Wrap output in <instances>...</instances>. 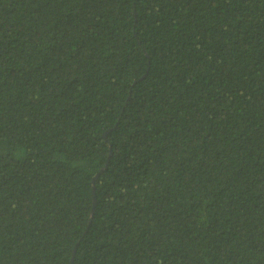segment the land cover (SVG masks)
<instances>
[{"label": "trees", "instance_id": "16d2710c", "mask_svg": "<svg viewBox=\"0 0 264 264\" xmlns=\"http://www.w3.org/2000/svg\"><path fill=\"white\" fill-rule=\"evenodd\" d=\"M0 264H264V0H0Z\"/></svg>", "mask_w": 264, "mask_h": 264}]
</instances>
